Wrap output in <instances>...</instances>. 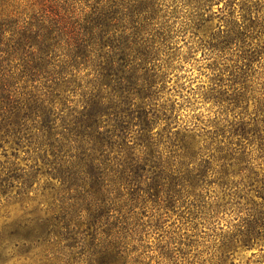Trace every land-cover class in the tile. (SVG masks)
<instances>
[{
	"label": "trees",
	"instance_id": "1",
	"mask_svg": "<svg viewBox=\"0 0 264 264\" xmlns=\"http://www.w3.org/2000/svg\"><path fill=\"white\" fill-rule=\"evenodd\" d=\"M197 50L219 114L202 126L178 118L189 101L168 86ZM262 59L264 0H0V204L24 210L50 182L33 218L3 225L0 253L17 242L59 264H148L159 212L184 207L235 215L217 264L260 242Z\"/></svg>",
	"mask_w": 264,
	"mask_h": 264
},
{
	"label": "rangeland",
	"instance_id": "2",
	"mask_svg": "<svg viewBox=\"0 0 264 264\" xmlns=\"http://www.w3.org/2000/svg\"><path fill=\"white\" fill-rule=\"evenodd\" d=\"M215 9V8H214ZM184 42L180 41V46ZM187 57V55H184ZM212 61L207 56H202L201 51L197 50L191 58L180 61L181 71H179V79L172 75V81L168 84L174 85L178 81L182 85L181 94L187 98L189 104L183 105L177 114L178 118L186 120L184 124L197 123L202 126L214 117H217L218 107L204 99L202 95L207 88L210 87V76L212 70L210 63ZM254 80L257 89V97H264V59L256 67ZM178 94L177 92H174ZM173 93V94H174ZM175 98L180 99L177 95ZM259 98V99H260ZM181 101V99H180ZM263 101V100H262ZM252 101L248 113L253 116ZM21 166L24 162L18 160ZM49 181L42 179L39 185L34 184L28 194L30 197L35 196V201L26 205V209L22 210L19 204H11L6 206L0 204V231L4 224L9 223L11 227L5 231L11 232L13 224L16 222L26 221L33 218L30 212L36 208H41V193L47 187ZM188 209L175 211H160L163 219L161 220V228L158 230H149L146 240L149 246L146 252L148 264H217L218 259L222 258L219 245L221 243V235L228 230L229 223L234 219L235 215L229 213L226 215H218L216 220L204 219H185L181 211L187 212ZM2 231L1 233H3ZM174 238L170 241V237ZM17 244L16 246L14 244ZM37 244V243H35ZM31 248L28 245L21 246L17 242L12 245L5 253H0V264H59L50 262L44 257L46 251L40 248ZM167 248V249H166ZM224 259V258H222ZM222 264H264V237L257 244L249 249L238 246L230 251L227 258Z\"/></svg>",
	"mask_w": 264,
	"mask_h": 264
}]
</instances>
